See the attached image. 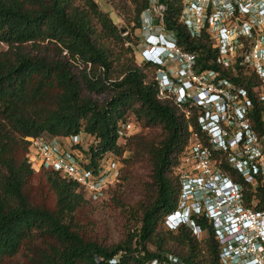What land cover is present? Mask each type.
I'll return each mask as SVG.
<instances>
[{
    "label": "trees",
    "instance_id": "trees-1",
    "mask_svg": "<svg viewBox=\"0 0 264 264\" xmlns=\"http://www.w3.org/2000/svg\"><path fill=\"white\" fill-rule=\"evenodd\" d=\"M106 1L126 28H119L95 0H0V43L8 47L0 52V264L25 247L33 248L34 264H150L169 255L182 264H219L220 246L206 220H198L206 231L203 240L187 225L159 231L178 206L181 185L174 169L188 144L189 127L200 130L197 117L187 119L174 101L159 96L158 81L149 72L155 77L159 67L135 61V33L151 0ZM158 2L163 19L155 24L173 33L181 50L196 56V72H218L253 95L259 84L254 72L238 64L224 68L209 35L193 36L181 22L183 0ZM262 112L264 105L257 101L256 116ZM131 116L145 127L159 128L161 135L121 138L119 130ZM81 132L95 138L86 152L91 168L127 150L150 168L151 182L137 205L135 226L112 246L86 239L65 217L31 203L24 191L34 174L28 138ZM51 173L69 208L84 201L77 183ZM233 176L249 187L241 176ZM246 200L264 212V188L255 196L246 192ZM174 233L169 240L167 235Z\"/></svg>",
    "mask_w": 264,
    "mask_h": 264
},
{
    "label": "built area",
    "instance_id": "built-area-1",
    "mask_svg": "<svg viewBox=\"0 0 264 264\" xmlns=\"http://www.w3.org/2000/svg\"><path fill=\"white\" fill-rule=\"evenodd\" d=\"M163 11L158 0H151V8L143 13L141 29L148 36L141 54L145 62L168 73L174 62H183L176 79L162 75L159 96H167L174 88L178 106H195L201 111L194 116L200 133L190 125L191 135L183 151L178 206L164 223L169 231L187 225L202 238L206 231L198 220L204 219L219 243V264H264V212L250 207L246 200V192L255 196L264 188V112L259 118L255 114L256 102L264 105V0H183L181 15L193 36L209 30L217 33L214 48L220 65L229 69L238 64L254 72L259 84L253 95L218 72H196V56L181 50L174 34L155 24L162 21ZM156 29L165 34H153ZM162 44L170 49L166 57L158 58ZM185 114L190 120L191 111ZM132 129V123L123 124L121 138ZM28 142L27 158L34 170L58 173L93 198L118 182L116 158L104 157L96 169L90 167L86 152L95 138L85 132L70 137L44 135L28 138ZM233 173L249 187L237 182ZM150 264L182 263L169 255Z\"/></svg>",
    "mask_w": 264,
    "mask_h": 264
},
{
    "label": "rangeland",
    "instance_id": "rangeland-1",
    "mask_svg": "<svg viewBox=\"0 0 264 264\" xmlns=\"http://www.w3.org/2000/svg\"><path fill=\"white\" fill-rule=\"evenodd\" d=\"M95 1L99 4L102 11L111 16L119 28L127 27L112 4L108 3L106 0ZM156 30L153 34L164 33L160 32L159 29ZM124 34L126 35V33ZM207 34L215 47L217 33L213 30H209ZM135 35L137 41L134 39L133 55L136 63L143 65L147 62L144 61L141 50L144 46V42H146L145 37L148 36V32L138 29ZM126 46H129V44H126ZM7 48L5 44L0 43V52L7 50ZM129 56L131 55L129 54ZM182 63L183 62L176 61L169 66L171 73L157 70L159 75L153 77L154 73L151 71L152 69H149V72L151 77L159 81V83L164 74H168L169 79H176V77H178L177 71L182 67ZM176 95L177 91L174 88H170L167 92V96L162 99H169L175 102ZM181 109L183 113H186L188 110L191 111L190 119L192 116L199 115L201 112L195 106H193V108L183 107ZM129 120L131 121L130 123H132L133 129L128 137L142 136L148 140H153L161 135L159 128L145 127L133 116H131ZM122 141L121 144L126 142L125 140ZM182 157L183 152L179 158V165L174 169V175L177 176L178 179ZM116 159L120 166V177L118 182L111 185L107 191L97 198L91 197L88 193H85L79 188L77 192L83 195L84 201L78 204L77 207H68L67 200L64 198L58 184L59 182L56 180L57 177L52 174L51 171L35 169L34 174L27 181L24 191L28 195L31 203L40 207H46L57 212L60 216L65 217L70 221L74 231L78 232L86 239L97 242L103 246H112L122 241L128 229L135 226L136 220L134 215L138 208L137 205L147 194L148 184L151 182L150 168L145 161L143 162V157L134 156L131 151L127 150L122 157L117 156ZM125 176H128V178ZM159 231H169L164 222L159 225ZM175 236H177V233L167 235V238L171 240V238ZM205 237L206 233L202 238L197 239L203 240ZM33 251V248L29 250L28 247H25L16 257L8 260L4 264H34V257H32Z\"/></svg>",
    "mask_w": 264,
    "mask_h": 264
},
{
    "label": "clouds",
    "instance_id": "clouds-1",
    "mask_svg": "<svg viewBox=\"0 0 264 264\" xmlns=\"http://www.w3.org/2000/svg\"><path fill=\"white\" fill-rule=\"evenodd\" d=\"M170 49V46L167 44H162L158 50H157V57H166L168 55V50Z\"/></svg>",
    "mask_w": 264,
    "mask_h": 264
},
{
    "label": "water",
    "instance_id": "water-1",
    "mask_svg": "<svg viewBox=\"0 0 264 264\" xmlns=\"http://www.w3.org/2000/svg\"><path fill=\"white\" fill-rule=\"evenodd\" d=\"M125 32H126V30H123V31H122V33H125Z\"/></svg>",
    "mask_w": 264,
    "mask_h": 264
}]
</instances>
